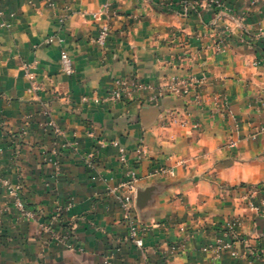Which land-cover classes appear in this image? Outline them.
Listing matches in <instances>:
<instances>
[{
    "label": "crops",
    "instance_id": "obj_1",
    "mask_svg": "<svg viewBox=\"0 0 264 264\" xmlns=\"http://www.w3.org/2000/svg\"><path fill=\"white\" fill-rule=\"evenodd\" d=\"M0 264H264V0H0Z\"/></svg>",
    "mask_w": 264,
    "mask_h": 264
},
{
    "label": "built area",
    "instance_id": "obj_2",
    "mask_svg": "<svg viewBox=\"0 0 264 264\" xmlns=\"http://www.w3.org/2000/svg\"><path fill=\"white\" fill-rule=\"evenodd\" d=\"M93 16L95 18H97L99 16V13H95V14H93ZM1 26H3V24ZM108 33H109V27L106 24L101 26L98 30L97 35H96L95 43L99 46H104L106 44V41H107ZM54 40H55V37L52 36V37H49L46 42L48 44H51L54 42ZM57 42L59 44H61V43H63V40L57 39ZM60 66H61L62 72H64L66 75H71L73 73L71 59L65 50L61 51V54H60ZM181 91L184 94H188L190 91V85L189 84L182 85ZM125 92H126L125 84L123 82H121V83L119 82L117 88L111 92V96L113 99H120L121 95ZM120 161L121 162L125 161L123 156H121ZM156 172H163V170L161 169V170H158ZM135 181H136L135 173L133 171H129L128 172V181L123 182L118 186L120 193H119V195L116 196V199L121 204H123L127 200L131 199V196L133 193V184ZM10 192L13 193L12 190H10ZM16 205L18 208H21V209L23 208L22 203L19 201L16 202ZM235 226H236L235 223L228 225V229H229L230 233L233 235L235 233L234 232ZM130 237L133 239V241L137 247H142L143 242H142V239L139 237L138 231L136 230V228L133 227L131 229ZM229 247H230L229 244L222 245L221 243L218 242L216 247H215V250L220 251V250H224V249L229 248Z\"/></svg>",
    "mask_w": 264,
    "mask_h": 264
}]
</instances>
